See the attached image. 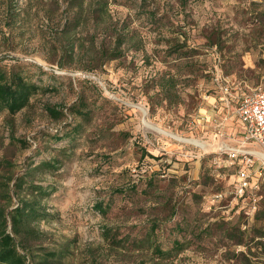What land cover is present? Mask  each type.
Masks as SVG:
<instances>
[{"label":"rangeland","instance_id":"1","mask_svg":"<svg viewBox=\"0 0 264 264\" xmlns=\"http://www.w3.org/2000/svg\"><path fill=\"white\" fill-rule=\"evenodd\" d=\"M88 1L109 12L0 0V67L40 86L17 114L0 109V209L9 231L14 208L36 209L16 235L28 264H264V200L254 220L238 212L227 153L251 147L235 110L264 81V0ZM119 32L111 59L100 50ZM169 72L176 98L155 93Z\"/></svg>","mask_w":264,"mask_h":264},{"label":"trees","instance_id":"2","mask_svg":"<svg viewBox=\"0 0 264 264\" xmlns=\"http://www.w3.org/2000/svg\"><path fill=\"white\" fill-rule=\"evenodd\" d=\"M99 8L96 7L95 3L88 0H72L68 2L66 10L69 16L77 18L82 15L85 11L88 15L98 10L108 13V1H101ZM65 26V32L73 30L74 26L70 25V21ZM107 29V28H106ZM123 34L119 32L116 39V44L112 49L103 46L100 50L102 54H111L109 58L114 59L123 54V49L118 44H122L124 40H119ZM119 40V41H118ZM78 44L75 41H68L67 52L76 53ZM185 45H179V51H184ZM154 89L157 95H162L163 98L168 95L178 97L184 88L180 86L178 82V75L169 72L161 76L159 79L154 78ZM196 81V80H195ZM194 85V82L192 83ZM196 84V83H195ZM198 92V87H194ZM40 90V86L34 82L29 81L21 71L16 70L13 66L10 70L0 67V109H7L11 115H15L25 107H27L31 101V98L36 95ZM84 101L77 107V113L86 114ZM176 104L180 102L176 101ZM79 107L81 110H79ZM48 112L56 117H61L64 114V110L56 106L47 107ZM145 153V152H144ZM143 153V155H144ZM11 181V179H10ZM12 199L11 194H9ZM99 209H102V205H96ZM36 211L34 207L21 203V205L14 208L10 214L12 231H9L10 220L9 215L0 209V263L2 264H28L27 255L23 254L19 250V242L17 241L16 235H20L24 228H31L29 218L31 213Z\"/></svg>","mask_w":264,"mask_h":264},{"label":"built area","instance_id":"3","mask_svg":"<svg viewBox=\"0 0 264 264\" xmlns=\"http://www.w3.org/2000/svg\"><path fill=\"white\" fill-rule=\"evenodd\" d=\"M219 81L230 102L229 84H222L220 78ZM235 111L243 124L244 142L251 147L227 151L230 164L238 165L229 193L236 200L238 212L247 220H254L264 200V81L254 91L242 94ZM217 197L222 199L224 193Z\"/></svg>","mask_w":264,"mask_h":264},{"label":"bare ground","instance_id":"4","mask_svg":"<svg viewBox=\"0 0 264 264\" xmlns=\"http://www.w3.org/2000/svg\"><path fill=\"white\" fill-rule=\"evenodd\" d=\"M140 108L143 109L142 107H140ZM144 123L149 128L155 129V130H157L158 132H160V133H162L164 135L174 137V138H176L178 140H181V141H189V142H192V143H194L196 145H199L200 147H202L205 150H209V148L212 147V145L209 142H207V141H204V140H201V139H197V138H184L182 136H178V135H176L174 133L168 132V131L162 129L161 127H159V126L154 125L153 123H151L146 118L144 119Z\"/></svg>","mask_w":264,"mask_h":264},{"label":"water","instance_id":"5","mask_svg":"<svg viewBox=\"0 0 264 264\" xmlns=\"http://www.w3.org/2000/svg\"><path fill=\"white\" fill-rule=\"evenodd\" d=\"M145 113H146V111H145Z\"/></svg>","mask_w":264,"mask_h":264}]
</instances>
